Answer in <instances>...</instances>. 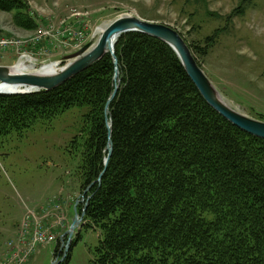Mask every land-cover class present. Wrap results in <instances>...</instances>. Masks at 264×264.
I'll return each mask as SVG.
<instances>
[{
    "label": "trees",
    "instance_id": "obj_1",
    "mask_svg": "<svg viewBox=\"0 0 264 264\" xmlns=\"http://www.w3.org/2000/svg\"><path fill=\"white\" fill-rule=\"evenodd\" d=\"M20 8L24 0H0L32 29ZM115 54L106 167L110 52L56 89L0 94L1 132L89 107L72 147L89 198L85 226L103 234L91 264H264V139L208 104L163 40L128 32Z\"/></svg>",
    "mask_w": 264,
    "mask_h": 264
},
{
    "label": "rangeland",
    "instance_id": "obj_2",
    "mask_svg": "<svg viewBox=\"0 0 264 264\" xmlns=\"http://www.w3.org/2000/svg\"><path fill=\"white\" fill-rule=\"evenodd\" d=\"M24 1L27 8L18 12L32 20V29L15 23L17 11L0 9L1 66L34 73L56 63L60 69L71 62L65 56L97 42L101 27L134 16L176 29L219 96L264 121V0ZM88 111L73 106L52 119L0 131V264L94 259L103 234L85 226L89 198L72 147ZM76 213L83 218L70 236Z\"/></svg>",
    "mask_w": 264,
    "mask_h": 264
},
{
    "label": "water",
    "instance_id": "obj_3",
    "mask_svg": "<svg viewBox=\"0 0 264 264\" xmlns=\"http://www.w3.org/2000/svg\"><path fill=\"white\" fill-rule=\"evenodd\" d=\"M127 32H141L152 37L163 40L169 44L181 59L187 73L199 89L202 96L216 111L229 120L238 128L264 139V121L250 118L230 107L218 94L216 88L209 80L203 69L197 63L191 49L180 33L167 25L146 21L134 16H121L108 25L102 32L97 42H89L79 51L65 56L64 60L71 61L67 66L58 71L48 74L43 72H18L14 67L0 65V86L17 85L23 87L21 90L3 91L1 94H24L37 90H53L78 75L80 72L90 68L94 63L101 60L107 53H111L114 59L116 72L114 82L115 90L110 96L106 107V119H109V105L118 91V60L115 54V45L118 38ZM112 125H108L107 144L108 155L105 159V167L108 165L113 153ZM105 171V170H104ZM104 171L101 173V180ZM89 199H87L88 201ZM85 215V213L83 214ZM83 216L76 213L75 219L69 229L70 236L73 235L76 226L81 222Z\"/></svg>",
    "mask_w": 264,
    "mask_h": 264
},
{
    "label": "bare ground",
    "instance_id": "obj_4",
    "mask_svg": "<svg viewBox=\"0 0 264 264\" xmlns=\"http://www.w3.org/2000/svg\"><path fill=\"white\" fill-rule=\"evenodd\" d=\"M105 28H106V26L105 27H101L99 29V32L101 33ZM20 68L21 67L18 65L16 68H14V71H19V70H21ZM58 70H59L58 64L51 63V64L46 65L45 67H43V69L40 72L51 74V73H54V72H56ZM22 88L23 87L17 86V85H2V86H0V89L3 90V91H14V90H18V89L20 90ZM86 203H88V201ZM84 212H85V208H84Z\"/></svg>",
    "mask_w": 264,
    "mask_h": 264
},
{
    "label": "built area",
    "instance_id": "obj_5",
    "mask_svg": "<svg viewBox=\"0 0 264 264\" xmlns=\"http://www.w3.org/2000/svg\"><path fill=\"white\" fill-rule=\"evenodd\" d=\"M41 31V30H40Z\"/></svg>",
    "mask_w": 264,
    "mask_h": 264
}]
</instances>
